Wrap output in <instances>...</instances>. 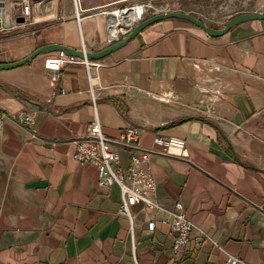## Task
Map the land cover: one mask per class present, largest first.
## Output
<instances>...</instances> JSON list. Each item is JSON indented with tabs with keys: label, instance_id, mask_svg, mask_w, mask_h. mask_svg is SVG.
<instances>
[{
	"label": "crops",
	"instance_id": "obj_1",
	"mask_svg": "<svg viewBox=\"0 0 264 264\" xmlns=\"http://www.w3.org/2000/svg\"><path fill=\"white\" fill-rule=\"evenodd\" d=\"M116 1L125 0H76L77 21L72 0H33L28 21H17L13 0H5L13 28L0 33V63L49 43L103 48L109 42L99 9ZM149 1L144 17L183 11ZM59 53L0 69V110L32 111L37 135L11 118L0 131V264H228V254L264 264V18L218 36L180 18L150 23L96 59L98 68L89 70L97 75L94 105L82 63H65L61 90L52 93L42 65ZM93 113L109 138L138 127L145 149L159 148L155 134L184 140V157L150 154L154 197L165 207L180 201L211 239L197 241L193 229L173 251L166 215L139 204L131 209L130 238L128 220L117 213V185L97 186L95 168L72 157V139ZM110 148L126 166L128 150Z\"/></svg>",
	"mask_w": 264,
	"mask_h": 264
},
{
	"label": "built area",
	"instance_id": "obj_2",
	"mask_svg": "<svg viewBox=\"0 0 264 264\" xmlns=\"http://www.w3.org/2000/svg\"><path fill=\"white\" fill-rule=\"evenodd\" d=\"M33 0H13L15 17H21L22 21H28L31 16V2ZM5 0H0V33L7 32L13 28L5 18ZM74 6V17L78 21L80 11L77 10L76 0H72ZM149 3L145 0L122 3L118 6L99 9V12L106 17V40L110 42L129 30L143 14ZM65 63H82L85 67L91 104L94 105L91 83L97 79V75H90V68L97 69L99 63L96 60L79 58L60 52L44 58L43 69L48 71V80L52 86V93L61 90L58 87L59 71ZM11 118L23 127L27 128L31 137L36 138L34 130V115L32 111L19 109L9 113L0 110V131L4 120ZM140 129L128 125L120 130L114 138L107 137L101 128L96 114L93 113L91 119L85 125L83 135L72 139L74 149L73 159L79 164H90L95 168L96 184L99 187L116 184L119 192L117 213L123 215L128 220V233L132 239V212L134 205L139 204L141 210L156 209L163 212L166 217L161 218V222H167L173 232L172 250L179 251L190 237L193 229L198 230L196 240L202 236L211 239L209 235L200 230L194 222L186 215L185 209L180 201H174L171 207L161 205L154 197L156 183L152 172L147 166V161L151 153L159 152L165 155L184 157V140L176 136H162L155 134L152 142L159 146L157 150L145 149L140 145ZM54 143V141H52ZM110 143L117 144L128 150V164L122 166L117 151L110 148ZM147 227L153 228V222L149 221ZM228 264L243 263L240 258L228 254L226 257ZM244 264V263H243Z\"/></svg>",
	"mask_w": 264,
	"mask_h": 264
},
{
	"label": "water",
	"instance_id": "obj_3",
	"mask_svg": "<svg viewBox=\"0 0 264 264\" xmlns=\"http://www.w3.org/2000/svg\"><path fill=\"white\" fill-rule=\"evenodd\" d=\"M165 18H180L189 23L201 28L206 34L210 36H218L223 34L227 31L231 26L251 20V19H261L264 18V9L261 11H253V12H241L236 14L230 18H228L221 27L214 28L205 24L201 19L198 17L184 11H162V12H155L149 15L148 17H144L138 20L129 30H127L124 34L120 35L117 39L111 40L106 46L97 50V51H85L84 49H73L61 44L49 43L45 45H41L35 49H33L28 55L25 57L9 62V63H0V69H8L12 68L21 64H24L30 61L34 56L39 53H46L49 51H60L62 53L76 56L79 58H86L88 60H96L99 59L108 53L112 52L113 50L119 48L123 44H125L129 39L134 37L141 29L145 26L149 25L150 23L165 19ZM17 21H21V17L16 18Z\"/></svg>",
	"mask_w": 264,
	"mask_h": 264
},
{
	"label": "rangeland",
	"instance_id": "obj_4",
	"mask_svg": "<svg viewBox=\"0 0 264 264\" xmlns=\"http://www.w3.org/2000/svg\"><path fill=\"white\" fill-rule=\"evenodd\" d=\"M125 1L132 2L138 0ZM125 1L122 2L126 3ZM145 1H147L150 5L151 2H153L149 0ZM116 2L117 4H122V2ZM168 3L169 6L177 7L183 11L185 10L186 12L201 19L208 26L215 28H218V26L223 24L228 17L230 18L240 12H253L264 9V0H168ZM154 4L156 7H158V5H162L156 1L153 5ZM147 7H149V5ZM144 14L142 18H144Z\"/></svg>",
	"mask_w": 264,
	"mask_h": 264
}]
</instances>
